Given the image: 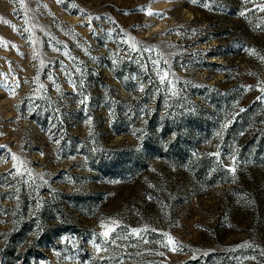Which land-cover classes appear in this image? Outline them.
Here are the masks:
<instances>
[{
  "label": "rangeland",
  "instance_id": "rangeland-1",
  "mask_svg": "<svg viewBox=\"0 0 264 264\" xmlns=\"http://www.w3.org/2000/svg\"><path fill=\"white\" fill-rule=\"evenodd\" d=\"M262 5L0 0V264H264Z\"/></svg>",
  "mask_w": 264,
  "mask_h": 264
},
{
  "label": "snow or ice",
  "instance_id": "snow-or-ice-1",
  "mask_svg": "<svg viewBox=\"0 0 264 264\" xmlns=\"http://www.w3.org/2000/svg\"><path fill=\"white\" fill-rule=\"evenodd\" d=\"M57 2L58 3H60V2H62V0H57ZM191 2L192 3H198L199 2V0H191ZM248 2V0H245V3H247ZM203 6L204 7H209V5L207 4V3H205V4H203ZM261 10H264V5H262L261 6ZM148 14L149 15H158V16H162V14L161 13H153V12H151V11H149L148 12ZM240 15H244V13L242 12V13H240ZM98 18V17H97ZM132 48H133V50H135V44H133L132 45ZM146 51H151L152 49H145ZM252 54H254V52L252 53ZM262 59H264V58H262ZM153 63L154 64H156V63H158L157 61H153ZM167 76H168V73L167 72H165L161 77H160V79H161V82H164V80L167 78ZM0 86H4V87H6V88H9V89H11V85L10 84H5V83H3V82H0ZM19 85H17V87H18ZM262 91H264V89H262ZM259 99V98H258ZM227 125H225V127H226ZM0 135H2V133H0ZM5 146H3V145H0V148H4ZM11 158L13 159V160H17L18 158L16 157V155L15 154H11ZM13 167H16V165H13ZM18 170V169H17ZM235 169L234 168H232V171H234ZM113 223H115V222H113ZM103 227H105V231H103L102 233H100V235L101 236H103L105 239H107L108 238V236H109V233L111 232V231H114V228H110V227H108V226H106V225H102ZM133 231V234H139V231L140 230H137V229H133L132 230ZM165 235H167V234H165ZM175 244V241L173 240V238L172 237H168V240H167V243L165 244V247H168L169 245H174ZM96 248H97V251H100L101 249H100V247H99V245H96ZM171 250L172 251H176L177 249H176V247H172L171 248Z\"/></svg>",
  "mask_w": 264,
  "mask_h": 264
}]
</instances>
